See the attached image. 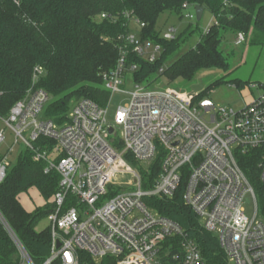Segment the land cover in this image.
Wrapping results in <instances>:
<instances>
[{
  "label": "built area",
  "instance_id": "2783aa9c",
  "mask_svg": "<svg viewBox=\"0 0 264 264\" xmlns=\"http://www.w3.org/2000/svg\"><path fill=\"white\" fill-rule=\"evenodd\" d=\"M189 8L184 4L182 11ZM184 18L196 20L194 15ZM134 23L137 35L119 39L115 67L100 75L101 89L109 95L105 106L80 98L65 114L48 115L51 98L35 88L43 75L41 68H35L33 88L6 117H0L16 142L34 153L33 160L45 161V172L54 170L60 177L59 190L51 200L54 210L46 218L50 252L43 264L89 260L99 264L107 257L115 264H209L178 224L146 203L152 198H173L182 184L185 206L217 239L227 264H264V220L239 166L248 155L257 158L264 189V95L233 111L215 106L208 94L190 96L134 83L131 75L137 68L128 64V53L150 64L161 55L158 45L140 40L144 25ZM178 34L170 28L161 37L172 41ZM232 43L242 47L247 39L237 33ZM127 77L134 85L132 93L123 89ZM115 94L128 95L129 102L118 108L111 125L108 107ZM4 133L0 131V144ZM40 138L54 142L52 150L35 149ZM159 153L160 175L152 188L143 189L141 175L132 164L147 168ZM8 165L4 157L0 183ZM247 196L253 200L252 218H247L243 207ZM14 241L21 264H34Z\"/></svg>",
  "mask_w": 264,
  "mask_h": 264
},
{
  "label": "trees",
  "instance_id": "16d2710c",
  "mask_svg": "<svg viewBox=\"0 0 264 264\" xmlns=\"http://www.w3.org/2000/svg\"><path fill=\"white\" fill-rule=\"evenodd\" d=\"M184 4L202 8L214 21L206 33H198L194 47L164 67L196 31L188 26L174 40L166 41L156 30V22L164 13L182 18ZM102 15L105 19H100ZM132 20L144 25L138 33L140 40L161 49L154 64L128 53V64L137 68L131 75L136 84H148L155 75L173 83L190 82L202 69L227 72L229 64L220 49L226 35L243 33L248 45L264 47V0H0V117H6L33 88L35 68L43 70L35 88L51 98L48 115L65 114L71 103L80 98L105 106L109 95L101 89L100 75L115 67L122 44L119 39L130 34ZM162 67L163 73L159 74ZM223 84L244 86L239 80L226 82L221 78L198 97ZM53 147L54 142L44 138L34 144L40 153ZM33 157L32 151L22 149L17 161L8 165L6 177L0 183V264H21L14 239L34 264H43L49 256L50 230L47 226L43 230L37 228L54 210L51 200L59 190L60 177L54 170L45 172L47 163L35 162ZM125 159L131 163L128 156ZM161 162L159 153L147 168L132 164L141 175L143 189L152 188L160 175ZM239 166L253 189L264 220V189L259 181L258 160L248 155ZM31 190L38 192L44 205L27 212L19 197ZM146 203L178 224L209 264H227L217 239L203 229L185 206L183 184L173 198H152ZM80 256L86 257L83 253ZM86 264L95 263L89 260ZM99 264H115V260L107 257Z\"/></svg>",
  "mask_w": 264,
  "mask_h": 264
},
{
  "label": "rangeland",
  "instance_id": "374dc122",
  "mask_svg": "<svg viewBox=\"0 0 264 264\" xmlns=\"http://www.w3.org/2000/svg\"><path fill=\"white\" fill-rule=\"evenodd\" d=\"M182 18L174 13L162 14L156 22V30L162 35L167 34L170 28H174L178 33L182 32L188 26L195 30L191 39L181 48L180 53L172 58L164 67L169 66L172 61L180 56L185 51L194 47L198 41V33L205 32L208 27L212 24L213 16L204 12L200 22L187 20L184 18L185 15H194L195 9L189 8L188 10L182 11ZM137 25L134 21L129 23L130 35H137ZM233 36L226 35L221 44V51L225 56L229 70L222 72L216 69H202L198 71L195 77L190 82H169L166 77H155L148 81L149 89H166L171 88L179 93H186L190 96H195L202 93L215 81L224 78L226 82L233 80H239L244 83V86L236 87L231 84H223L219 87L208 90V99L212 101L215 106L226 107L233 111H240L246 106L250 105L253 100L264 95V47H253L246 43L242 47L233 46ZM123 89L127 93L134 91V85L130 77L126 78V83ZM129 102L128 95L115 94L110 101L108 107L107 122L112 125L115 112L120 107H124ZM5 131V140L0 144V157L6 158L9 164H14L17 161L18 155L23 149L20 142H16L14 135L0 124V131ZM117 135L120 134V129L115 130ZM22 202L28 210L39 206L42 203L41 198L36 191H31L28 195L22 197ZM44 205V204H43ZM42 205V206H43ZM244 210L247 218H252L254 214L253 200L251 196H247L244 200ZM259 216L262 215L259 211ZM47 222L43 221L39 224L38 230L46 228Z\"/></svg>",
  "mask_w": 264,
  "mask_h": 264
},
{
  "label": "water",
  "instance_id": "95a60500",
  "mask_svg": "<svg viewBox=\"0 0 264 264\" xmlns=\"http://www.w3.org/2000/svg\"><path fill=\"white\" fill-rule=\"evenodd\" d=\"M204 13V10L200 7H196L195 8V16H196V21L199 22L202 18V15ZM109 133L112 134L113 133V129L109 130Z\"/></svg>",
  "mask_w": 264,
  "mask_h": 264
},
{
  "label": "crops",
  "instance_id": "0c3cea01",
  "mask_svg": "<svg viewBox=\"0 0 264 264\" xmlns=\"http://www.w3.org/2000/svg\"><path fill=\"white\" fill-rule=\"evenodd\" d=\"M31 191H35V190H31ZM31 191H29V192H31ZM36 193L38 194L37 191H36ZM26 195H28V194H26ZM38 195H39V194H38ZM24 196H25V195H21V196L19 197V202H20L21 206L24 208V210L27 211V212H32L35 208L40 207V206H42V205L44 204L43 199H42V198L40 197V195H39V197H40L41 200H42L41 205H39V206H35L34 208L28 210V209L26 208V206H24V202H22V197H24Z\"/></svg>",
  "mask_w": 264,
  "mask_h": 264
}]
</instances>
